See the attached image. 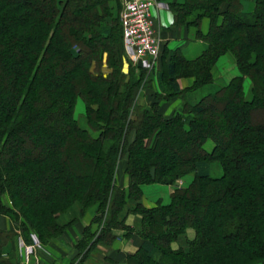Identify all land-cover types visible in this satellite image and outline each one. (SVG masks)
<instances>
[{
	"label": "trees",
	"instance_id": "obj_1",
	"mask_svg": "<svg viewBox=\"0 0 264 264\" xmlns=\"http://www.w3.org/2000/svg\"><path fill=\"white\" fill-rule=\"evenodd\" d=\"M163 1L174 25L195 27L208 46L190 59L163 45L159 91L139 103L154 80L127 60L121 0H0V221L13 224H0V264H21L14 238L62 240L93 206L70 264H121L103 249L135 235L128 264H264V0L252 12L242 0ZM226 53L240 74L188 99L215 84ZM175 97L181 106L164 116L160 103ZM124 159L128 189L117 180ZM191 174L169 203L144 205L145 185Z\"/></svg>",
	"mask_w": 264,
	"mask_h": 264
},
{
	"label": "crops",
	"instance_id": "obj_2",
	"mask_svg": "<svg viewBox=\"0 0 264 264\" xmlns=\"http://www.w3.org/2000/svg\"><path fill=\"white\" fill-rule=\"evenodd\" d=\"M177 1H182V0H177ZM254 8H255V3H254ZM168 10L169 12H166L165 10H162L160 12V16L156 24L157 29L160 30L162 34L163 45L164 46L166 45L171 49L180 47L184 52L185 56L190 59L199 56L207 48L208 44L204 40L197 38V29L195 27L186 28V27L175 26L174 14L170 8ZM252 11H246V12H252ZM210 23L211 21L209 18H204L201 25V30L204 34L208 33L210 29ZM224 56L226 57V55ZM225 59L226 60H224L225 62H224V66L222 67V71L225 70V67H227L226 65L228 64H230L229 68H233L232 70L233 72L237 71L238 67L236 63L228 57H226ZM217 63L215 64L212 70L214 79L215 81L217 80V82H225V85H227L228 83L226 82H230V80L234 76H237V73L234 74L232 73V75L226 78L225 76H223L224 73L221 74L220 72L221 70L218 68ZM128 66H129L128 64L125 65V70H128ZM153 82H154V89L156 91H159L157 80L155 79V81ZM193 83H194V78L180 79V84L183 88L189 87ZM250 91L252 92V82H251ZM152 98L153 97L150 95L145 97V99L148 100H152ZM251 99L252 98H249V100ZM181 104H182V100L177 97L173 98L171 101H162L160 103L161 112L164 114V116L170 117L178 110ZM125 167H126V159L122 160L119 164V169L117 172V180L122 187L127 188L129 185V179L126 174ZM187 182L188 181H186V183ZM180 184L184 186L185 181L181 180ZM180 184L178 182L174 185H166V186L165 184L145 185L144 196H143L144 205L146 207H154L156 206L159 200H163V202H166V200H169L171 198L172 192L177 187H180ZM96 209H97L96 206L90 208L88 212L85 214V216L79 222H77L67 230L62 240L55 241L50 246V248L47 249V251L50 253L48 256L50 261L55 262L56 264H68L72 260V258L76 255L75 244L82 237L84 227L91 223L92 218L96 214ZM134 221H135V216L131 215L128 218V223L133 224ZM0 224L5 229H9L13 225L12 221L9 218L1 219ZM140 243H141V239L137 235H135L131 239L119 238L114 242L112 247L108 249L107 248L104 249L103 253L111 258L116 259L121 264H128L125 261L126 254L135 253L138 250ZM9 249H12L14 251L16 250L17 251L16 258L22 261L21 253L19 254L20 251L18 252V249L16 248V242L15 245L14 243L11 242Z\"/></svg>",
	"mask_w": 264,
	"mask_h": 264
},
{
	"label": "built area",
	"instance_id": "obj_3",
	"mask_svg": "<svg viewBox=\"0 0 264 264\" xmlns=\"http://www.w3.org/2000/svg\"><path fill=\"white\" fill-rule=\"evenodd\" d=\"M120 21L126 57L130 63L141 68L154 69L161 52L162 37L156 24L160 12L169 9L163 0H121ZM21 264H40L35 244L24 243Z\"/></svg>",
	"mask_w": 264,
	"mask_h": 264
},
{
	"label": "rangeland",
	"instance_id": "obj_4",
	"mask_svg": "<svg viewBox=\"0 0 264 264\" xmlns=\"http://www.w3.org/2000/svg\"><path fill=\"white\" fill-rule=\"evenodd\" d=\"M242 3H243L244 11H252L254 9L255 0H242ZM168 6H169V3H168ZM165 11L166 12H169L168 9H165ZM160 34H161V32H160ZM160 36L162 37V34ZM162 47H163V37H162V45H161V48ZM224 55H226V57L232 59L235 62L234 56L231 53H226ZM226 57L225 56L224 57L221 56L220 60L217 63L218 64V68L221 70L220 71L221 74L224 73L223 76H225L226 78H228L230 75H232V73L233 74L234 73H237V75H239L240 72L238 71V69H237V71H234L233 72L232 71L233 68H229L230 67V64L226 65L227 67H225V70L222 71V67L224 66V62H225L224 60H226L225 59ZM157 67H158V62H157V65L154 67V69H152V70L151 69H149V70L146 69L147 72H148V74H150L151 77H153V80L154 81H155V74H154V72H155V70H157ZM94 69H95V67L93 66L92 70H94ZM103 69H104V72L105 73H108L110 71V69H108L106 67V65L103 67ZM126 72H127V70H126ZM214 82H215V84H212V85L210 84V85L204 86L201 89H198L196 91L190 92L189 95H188V99H191L192 101L199 100L203 95H205L206 93H208V92L212 91L213 89H215L216 86H223V85H225V82H217V80L214 81ZM226 83H229V82H226ZM244 86H245L246 97L248 99L249 98H252V95L253 94L250 91V88H251V80L249 78H247V77L244 80ZM155 92H156L155 89H152V90H145V89L143 90V89H140L139 92L137 93V101L139 103H145L146 100H148V99H145V97H147L148 95H150V96L153 95L154 96ZM84 114H85V104H84V102H83L82 99H78L77 105H76V109H75V116L82 121L84 119ZM213 146H214V143H213L212 140H208L205 143V148L208 151H211L212 148H213ZM193 178H194V175L193 174L186 176L183 179V181H185V185L184 186L186 187V186L190 185V183L192 182ZM186 181H188V182L186 183ZM179 184H180V182H179ZM182 184H180V187H182ZM126 189H128V187ZM144 190H145V186H144ZM5 201L8 202V198L5 197ZM169 202H170V199L169 200H166V202H164V203H169ZM32 239H33L32 240V243H28V244H35V246L37 247V256L36 257L39 259L40 264H44L46 262H50V259L48 258V256H49L50 253L47 251V249H49L50 246L55 241H57L59 239L54 240V241L50 242L47 245H44L43 243H41V241L39 240V238L37 237L36 234H32ZM15 242H16V248L18 249V252L20 251L19 252V254H20L21 253L22 246L26 242H25V240H24L23 237H16V238H14L12 240V243H14V245H15ZM16 253H17V251L15 252V255H16ZM19 258H20V255H19ZM19 262H21L20 259H19Z\"/></svg>",
	"mask_w": 264,
	"mask_h": 264
},
{
	"label": "water",
	"instance_id": "obj_5",
	"mask_svg": "<svg viewBox=\"0 0 264 264\" xmlns=\"http://www.w3.org/2000/svg\"><path fill=\"white\" fill-rule=\"evenodd\" d=\"M138 65H139V67H141V66H142V63H141V61L138 63Z\"/></svg>",
	"mask_w": 264,
	"mask_h": 264
}]
</instances>
